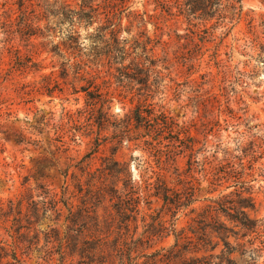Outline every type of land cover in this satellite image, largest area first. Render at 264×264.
I'll list each match as a JSON object with an SVG mask.
<instances>
[{
	"label": "rangeland",
	"instance_id": "374dc122",
	"mask_svg": "<svg viewBox=\"0 0 264 264\" xmlns=\"http://www.w3.org/2000/svg\"><path fill=\"white\" fill-rule=\"evenodd\" d=\"M32 1L36 10L74 7ZM263 1L188 22L130 0L117 46L124 59L114 64L113 41L92 39L96 23L55 14L40 22L48 31L30 36L29 3L0 0V243L21 264H59V250L128 248L139 238L142 250L167 248L181 231L192 237L212 200L240 202L241 181L252 187L250 217L264 222ZM137 106L168 117L177 148L166 130L146 135ZM105 158L120 173L108 174ZM88 163L90 175L75 168ZM165 193L185 206L164 203Z\"/></svg>",
	"mask_w": 264,
	"mask_h": 264
},
{
	"label": "trees",
	"instance_id": "16d2710c",
	"mask_svg": "<svg viewBox=\"0 0 264 264\" xmlns=\"http://www.w3.org/2000/svg\"><path fill=\"white\" fill-rule=\"evenodd\" d=\"M23 1L29 3L27 7L21 9L24 34H28L27 31L33 30L34 33L29 34L30 36L36 33L42 36L43 31H48V26L40 28V22H48L49 16L54 17L55 14H60L63 15L64 20L69 21L71 24L74 22L77 24L84 23L88 26L96 23L97 27L92 39H111L113 44L108 48L113 47L112 50L115 52L111 55V62L117 64L124 59L122 56L123 47L117 48V46L121 43L119 39H122V15L128 11L130 0H72L73 8L66 1L62 6L60 5L61 11L59 12L51 11V8L58 4L56 1L52 5L36 4L37 10L32 0ZM152 2L168 15L177 18L186 16L188 22H190L198 19L208 21L216 13L221 15V19H228L225 13L221 14V12L231 13V11L237 10V7L240 9L241 0H224L225 3L222 0H152ZM236 4H238L237 7ZM231 17L229 19H233ZM191 33L193 34V32ZM106 45H109V43ZM148 61L152 65V61ZM140 108L141 106H137L134 110V120L144 126L147 130L146 135L159 136L163 130H166L174 138L172 140H175L171 145L172 149L177 148L174 142L181 140L177 136L178 134L172 135V124L169 122L168 117L164 113L153 115L151 112L149 115H144V111H140ZM92 111H89V113ZM158 138L153 136L154 140ZM251 145V152H254V144ZM183 149L192 152L190 145L183 147ZM182 152V148L180 152L175 151L172 154V160ZM90 156L91 153L87 154L84 159H90ZM104 160V163L107 164L104 170L108 174L112 176L115 174L114 172L120 173V165L116 160L107 158ZM82 162L84 161L82 160L80 163ZM89 165L88 163L84 167L77 166L75 168L81 173L85 172L86 175H90L86 171ZM110 165L113 168L109 167ZM158 178L160 179V177ZM71 179L77 183L80 180L74 172L71 174ZM216 181H218V177ZM246 184L241 181L237 188L239 190L236 189L233 193L240 199V202L212 200L213 205L208 206L203 214L199 215V219L194 220L196 226L189 229V234L192 237L181 231L179 234L174 235L173 244L167 248L161 247L150 252L142 250V247H139L140 244L147 241L139 238L132 240L133 247L128 248L116 247L112 250H105L102 247L89 250L80 248L71 250L68 253L59 250V264H138L141 259L144 262L148 260L151 264H264V222L250 217V212L254 211L255 202L251 196L252 187H245ZM227 197L224 196V199ZM161 198L164 203L172 205L176 210H179L180 206H185L180 204L178 195L170 197L165 193L161 195ZM130 211L135 212V214L137 212L135 208ZM55 213L59 215L60 211L55 209ZM221 217L225 219H221ZM158 222L162 223L161 221ZM69 230L70 228L67 225L65 234ZM230 236L234 238L233 244L229 242ZM65 239V242L68 241L67 235H65ZM214 239L215 242H213ZM219 242L222 243L223 249L219 255L215 256L212 252L217 248ZM199 253L203 255L198 257L197 254ZM213 259L217 262L213 263ZM0 264H21V261L13 249H8L7 246L0 243Z\"/></svg>",
	"mask_w": 264,
	"mask_h": 264
}]
</instances>
